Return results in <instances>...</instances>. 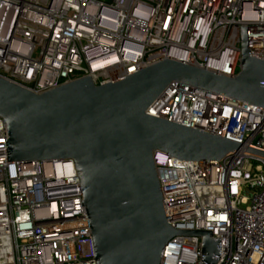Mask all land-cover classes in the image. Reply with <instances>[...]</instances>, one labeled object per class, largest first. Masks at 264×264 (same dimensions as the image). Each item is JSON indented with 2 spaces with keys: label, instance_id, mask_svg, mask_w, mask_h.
<instances>
[{
  "label": "built area",
  "instance_id": "1",
  "mask_svg": "<svg viewBox=\"0 0 264 264\" xmlns=\"http://www.w3.org/2000/svg\"><path fill=\"white\" fill-rule=\"evenodd\" d=\"M264 62V0H0V78L34 94L88 77L105 85L164 60L234 78L239 27ZM145 115L264 151V108L170 83ZM165 220L211 231L216 264H264V158L153 154ZM72 160L7 161L0 118V264H95ZM159 264H204L177 236Z\"/></svg>",
  "mask_w": 264,
  "mask_h": 264
},
{
  "label": "water",
  "instance_id": "2",
  "mask_svg": "<svg viewBox=\"0 0 264 264\" xmlns=\"http://www.w3.org/2000/svg\"><path fill=\"white\" fill-rule=\"evenodd\" d=\"M240 71L228 78L164 60L101 86L83 79L34 94L0 78L7 161L72 160L95 264H159L177 236L201 237V261L216 264L211 231L174 230L165 220L153 154L188 162L264 151L145 115L172 82L264 108V62L250 56L239 27Z\"/></svg>",
  "mask_w": 264,
  "mask_h": 264
}]
</instances>
